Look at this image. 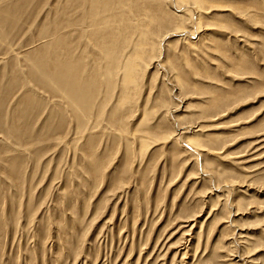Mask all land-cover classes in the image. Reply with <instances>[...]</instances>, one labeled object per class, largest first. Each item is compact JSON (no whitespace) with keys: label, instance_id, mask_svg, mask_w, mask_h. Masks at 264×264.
Returning <instances> with one entry per match:
<instances>
[{"label":"rangeland","instance_id":"rangeland-1","mask_svg":"<svg viewBox=\"0 0 264 264\" xmlns=\"http://www.w3.org/2000/svg\"><path fill=\"white\" fill-rule=\"evenodd\" d=\"M0 264H264V0H0Z\"/></svg>","mask_w":264,"mask_h":264},{"label":"bare ground","instance_id":"bare-ground-1","mask_svg":"<svg viewBox=\"0 0 264 264\" xmlns=\"http://www.w3.org/2000/svg\"><path fill=\"white\" fill-rule=\"evenodd\" d=\"M109 2L110 1H112V0H108ZM153 24H155V25H157V26H161L162 25V23H160L159 24V21L158 20H156V19H153ZM163 27V26H162ZM173 35V34H172ZM60 73V72H59ZM60 75V74H59ZM61 77H64V74L61 72V75H60ZM180 141V140H179ZM184 145H186L187 147H185L186 148V150H187V148H190L191 149V147H190V145L189 144H184ZM193 218L191 217V218H189L187 221H185V222H183V223H185V224H187V223H189V222H193V220H192ZM194 227V226H193ZM193 227H192V229H193ZM186 235V238H188V237H191L190 236V234H185ZM185 238V240H187ZM233 244V243H232Z\"/></svg>","mask_w":264,"mask_h":264}]
</instances>
